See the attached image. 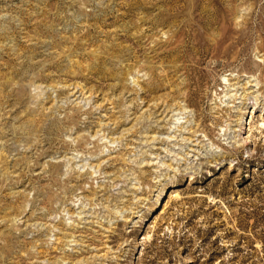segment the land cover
I'll list each match as a JSON object with an SVG mask.
<instances>
[{"label":"rangeland","instance_id":"obj_1","mask_svg":"<svg viewBox=\"0 0 264 264\" xmlns=\"http://www.w3.org/2000/svg\"><path fill=\"white\" fill-rule=\"evenodd\" d=\"M0 264H264V0H0Z\"/></svg>","mask_w":264,"mask_h":264},{"label":"bare ground","instance_id":"obj_2","mask_svg":"<svg viewBox=\"0 0 264 264\" xmlns=\"http://www.w3.org/2000/svg\"><path fill=\"white\" fill-rule=\"evenodd\" d=\"M234 88V87H233ZM236 89V88H235ZM233 91V90H232ZM235 91V90H234ZM232 94V93H231ZM233 95H231V97H232ZM247 97V96H246ZM182 114V113H181ZM151 163V162H150ZM152 164V163H151Z\"/></svg>","mask_w":264,"mask_h":264}]
</instances>
